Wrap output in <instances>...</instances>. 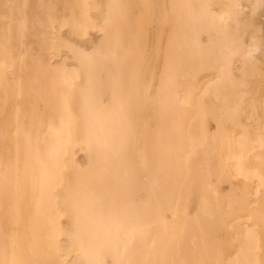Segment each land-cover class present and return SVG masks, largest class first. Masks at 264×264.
Segmentation results:
<instances>
[{"label":"bare ground","instance_id":"1","mask_svg":"<svg viewBox=\"0 0 264 264\" xmlns=\"http://www.w3.org/2000/svg\"><path fill=\"white\" fill-rule=\"evenodd\" d=\"M263 20L0 0V264H264Z\"/></svg>","mask_w":264,"mask_h":264},{"label":"rangeland","instance_id":"2","mask_svg":"<svg viewBox=\"0 0 264 264\" xmlns=\"http://www.w3.org/2000/svg\"><path fill=\"white\" fill-rule=\"evenodd\" d=\"M262 25L264 27V20H263ZM61 34L67 40H71V41L74 40L75 43H78V44H85L86 43V41L83 40L82 38L80 39L74 35H71L69 33V30H67V29H61ZM263 34H264V29H263ZM52 60L56 63L58 62L59 64H65V65L69 66V68H74V61L69 54H63L62 55L61 53H59V54H57V56L55 58H52ZM210 127L212 128V125ZM261 128L263 129L264 125ZM262 131H264V129ZM78 157H79V160L81 161V163L85 162V158H84V155L82 152H79ZM69 263L73 264V260H71Z\"/></svg>","mask_w":264,"mask_h":264}]
</instances>
